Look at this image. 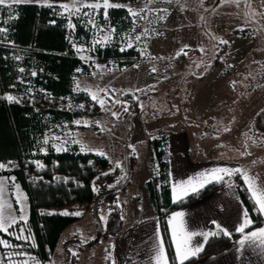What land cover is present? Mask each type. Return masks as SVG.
Masks as SVG:
<instances>
[{"label":"rangeland","instance_id":"obj_1","mask_svg":"<svg viewBox=\"0 0 264 264\" xmlns=\"http://www.w3.org/2000/svg\"><path fill=\"white\" fill-rule=\"evenodd\" d=\"M30 1L67 4L68 10L62 9L71 15L90 8L85 4L103 2ZM13 2L5 0L4 4ZM109 2L138 13L133 15L135 27L130 40L140 46L141 58L134 66L120 69L77 45L82 58L94 61V69L79 75L76 87L95 96V104L80 106L83 115L75 120V128L50 136L59 149L76 142L82 150L102 153L122 167L129 154L135 153L131 181L120 188L118 196L127 215L140 212L143 216L147 205L154 207L146 188L157 170L151 154L152 139L180 129L195 137L196 128L200 138L203 134L208 137L216 123L218 133L225 129L238 133L248 122H252L248 135L254 138L261 113L264 122V0ZM220 50V60L212 66ZM126 175L124 172L115 187L122 186ZM0 180L4 181L0 198L11 205L5 215L16 218L7 232H0V240L7 243L0 244V264H68L70 254L79 246L87 249L76 264H102L101 246L94 248L93 244L107 220V205L95 202L61 208L62 213H80V218L63 231L50 260L42 262L28 249L33 237L28 228L27 193L13 176L0 175ZM18 192L22 197L19 203Z\"/></svg>","mask_w":264,"mask_h":264},{"label":"trees","instance_id":"obj_2","mask_svg":"<svg viewBox=\"0 0 264 264\" xmlns=\"http://www.w3.org/2000/svg\"><path fill=\"white\" fill-rule=\"evenodd\" d=\"M134 27V17L125 6L109 8L107 15L103 7L84 8L71 15L55 3L29 0L0 5V164L8 165L0 175L13 176L27 193L28 228L33 237L28 249L42 262L50 260L63 231L80 218L72 213L60 214L61 208L95 202L108 206L107 220L94 247L118 237L124 229L125 206L118 194L131 181L136 154L130 153L127 164L117 167L106 155L82 150L76 142L59 149L50 135L75 128V120L83 115L80 106L95 104L89 92L76 87V78L94 69V61L82 58L77 45L99 61L120 69L132 67L142 53L140 46L130 40ZM221 55L222 50L217 52L212 66ZM8 96L18 102H9ZM262 117L263 113L255 129L260 135H264ZM166 142L167 135L151 140L157 170L146 188L160 218L171 262L179 264L170 238V215L209 194L223 180L173 201ZM124 172L126 180L121 187H115ZM239 193L257 224L260 215L241 179ZM230 242L231 237L223 234L209 237L202 251L184 264L219 253ZM86 249L79 246L70 254L68 264H76Z\"/></svg>","mask_w":264,"mask_h":264},{"label":"crops","instance_id":"obj_3","mask_svg":"<svg viewBox=\"0 0 264 264\" xmlns=\"http://www.w3.org/2000/svg\"><path fill=\"white\" fill-rule=\"evenodd\" d=\"M218 124L210 128L212 133L208 137L203 134L200 138L201 133L197 128L195 137L181 129L167 134L166 150L170 162L173 201L194 193L189 189L187 194H184L180 188L182 183L186 184L191 180L192 186L198 191L216 182V180H211L200 187L203 179L201 174L212 173L213 170L222 168L229 169L233 173L232 175L220 173L223 176L222 184L209 194L173 211L169 220L174 213L184 214L182 219L186 230L198 233L189 241V247L202 244L204 248L206 243L199 233L218 231L216 224L221 225L230 233L228 236L231 237V242L225 250L204 255L188 264H264V252L258 245L253 246L246 242L241 247L239 243L248 233L264 228V214L256 206L261 220L254 224V219L239 193L240 179L248 188L242 175L245 172L256 179L258 186L264 188V135L258 134V137L253 135L254 138L248 135L252 122L245 124L238 133L231 129L218 133L220 129ZM237 169L240 171L237 172ZM174 187H176L175 193ZM245 211L252 223L245 228L244 233H241L236 231V228L243 223ZM139 213L126 214L122 233L94 247L101 246L102 264H157L156 250L161 241L168 264H172L156 209L147 205L145 214L140 216ZM169 232L175 258L179 263L170 224Z\"/></svg>","mask_w":264,"mask_h":264},{"label":"snow or ice","instance_id":"obj_4","mask_svg":"<svg viewBox=\"0 0 264 264\" xmlns=\"http://www.w3.org/2000/svg\"><path fill=\"white\" fill-rule=\"evenodd\" d=\"M16 3L21 2V0H15ZM5 3V0H0V5H3ZM51 6V5H49ZM62 8L65 10H68L69 6L67 4L61 5ZM84 7H90L93 9H98L103 7L105 9V15H107V9L112 7H121V5L118 4H112L109 2V0H103L101 3H93V4H85ZM76 11H79V8L76 9ZM129 12L131 15H138V13L132 11L129 9ZM2 31V30H0ZM222 43H227V41H221ZM155 69H153L154 71ZM95 99V96H93ZM9 102H18L16 101L15 97L8 96L7 97ZM101 104H103V101H101ZM127 109H125L126 111ZM115 115V113H113ZM79 123V122H78ZM228 131L229 129H225ZM59 150V149H57ZM102 154V153H101ZM119 167V164L117 165ZM5 168V165L0 164V170H3ZM237 172L240 170L237 169ZM220 173L232 175V171L226 168L222 169H215L212 173L208 174H201L202 176V183L200 184V187H203L205 183L211 182V180L220 181L223 179V176L220 175ZM243 178L248 185V191L252 194V198L254 201V204L257 206L258 210L264 214V188L258 186L257 181L254 177L249 176L246 172L242 173ZM210 177V179H209ZM18 188V186H17ZM181 191L184 194H187V191L190 189L191 191L195 192L197 191V188L192 186V181L186 182V184L182 183L180 185ZM174 193L176 192V187L173 188ZM4 192V181L0 180V197H2V194ZM22 197L17 195V203L20 202ZM175 199V197H174ZM11 209V205L7 204L6 201H3L2 198H0V232H7L8 228L11 227L13 223L16 222L15 217H11L10 213L9 215H5V209ZM20 211H23V209H20ZM53 214V213H49ZM62 215H68L69 213L64 212L60 213ZM73 215H80V213H73ZM183 213H174L172 218L169 220V224L172 226V236L176 243V255L177 259L179 260V264H184L185 260H189L192 257L197 256V254L202 251L203 246L202 244H198L195 247H189V241L192 239L193 236L198 235V233L189 232L186 230L184 222H183ZM179 218V219H178ZM20 219H25V217L21 216ZM214 224H216L215 221H213ZM252 221L248 218L247 211L244 212V220L243 223L239 225V227L236 228V231L244 233L245 228H247ZM216 228L218 231H210L206 233H199V235L203 236V240L206 243L209 239V237H215L217 235L223 234L225 236L230 235V233L223 228L221 225L216 224ZM24 237L18 236L17 239H23ZM248 242L249 244L256 246L258 245L260 250L264 252V228H259L256 231H252L244 236V238L239 242L241 247L245 245V243ZM0 244H4L7 246L6 241L0 240ZM155 259L157 261V264H168L167 258L164 254V248H163V242H160L159 247L156 250V256Z\"/></svg>","mask_w":264,"mask_h":264}]
</instances>
